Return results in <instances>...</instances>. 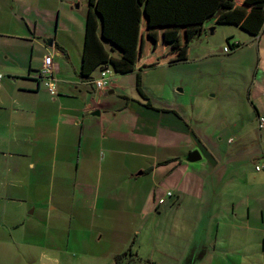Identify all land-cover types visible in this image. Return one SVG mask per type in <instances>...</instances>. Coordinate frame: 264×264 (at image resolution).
I'll return each mask as SVG.
<instances>
[{
  "label": "crops",
  "instance_id": "0c3cea01",
  "mask_svg": "<svg viewBox=\"0 0 264 264\" xmlns=\"http://www.w3.org/2000/svg\"><path fill=\"white\" fill-rule=\"evenodd\" d=\"M78 1L0 0V175L5 180L0 186L6 190L21 172L36 176L50 157L58 168L57 182L42 175L35 182L31 178L30 188L63 191L60 183L70 181L74 218L68 223L75 232L80 234L88 220L82 212L98 209L95 243L134 234L124 250L114 253L111 241L98 256L109 264L124 254L118 264H261L259 256L264 264V184L261 177L258 183L250 181L243 166H233L253 153H241L228 133L215 140V134L203 132L199 138L186 118L156 107L143 90L150 107L145 100L128 98L124 80L128 76L137 93L136 72L112 75L105 91L90 84L98 69L92 80L82 79L87 9L81 19L75 13ZM263 35L264 24L256 36L250 35L256 38V60L247 100L255 112L254 125L264 116ZM46 56L53 63L56 95L38 79ZM114 97L121 101L117 107L108 102ZM195 143L206 160L201 155L200 164L190 166L185 158ZM256 167L264 170V160ZM166 192L175 198L158 207ZM255 212L259 220L254 224ZM16 218L9 217V225L0 219V236H8L7 228H19Z\"/></svg>",
  "mask_w": 264,
  "mask_h": 264
},
{
  "label": "rangeland",
  "instance_id": "374dc122",
  "mask_svg": "<svg viewBox=\"0 0 264 264\" xmlns=\"http://www.w3.org/2000/svg\"><path fill=\"white\" fill-rule=\"evenodd\" d=\"M75 4H78L77 7L75 6L77 10L75 13L84 19L85 0ZM160 33L161 36L155 37L157 40L153 42L146 37V34L144 35L142 28L141 35L143 34L144 41L142 49L139 50L138 69L141 78L140 88L156 107L165 109V112L174 111L183 119L186 118L188 128L195 131L199 138L203 137V132L209 135L215 134V140L228 133L230 140L239 143L237 149L241 153L249 151L253 156L255 155L254 157L251 155L253 158L250 159H238L233 166L237 168L243 166L249 174L250 181L256 179L258 183V177H261L260 182L264 184V170L260 173L254 170L255 166H261L264 160L261 156L264 149V141H262L264 131L256 130L255 112L247 100L248 86L256 60L254 59L256 38H252L234 25H214L212 21H208L205 23L204 31L186 43L185 59L179 58L174 61L169 59L175 57L168 54L172 50V42L169 39L173 31H160ZM227 39L229 45L238 43L240 47L227 54L224 53ZM263 44L264 35L260 46ZM179 45L183 47L184 43L180 42ZM167 56L169 59L166 58ZM124 86L128 98L144 102L135 92L134 85L132 87L128 83V76L124 80ZM129 100L134 102L132 99ZM108 102L112 107H117L121 103L115 97ZM234 123L237 125H233ZM61 132L62 130L60 135ZM246 135L249 137L240 140ZM236 136L239 141L236 140ZM195 144L193 151L197 149L205 161L203 148L199 143ZM211 144L216 143L211 142ZM62 146H59V149ZM1 163L3 158H0ZM199 164L198 161L188 165ZM42 165L44 167L38 169L36 176L29 172L26 174L21 172V176H16L12 183H10L11 170H6L10 185L6 190L0 186V219H4L9 225L12 223L8 218L16 216L20 226L14 230L7 228L8 236H0V264H109L108 258L98 259V256L104 254L111 241L110 246L114 253L124 250L131 244L133 239L131 236L134 234L114 238L110 242L103 240L95 243L93 234H96L98 222L101 220L98 209L89 212L84 210L82 216L88 220L84 222L83 228H80L82 230L80 234L75 232L74 226L68 223L74 218L71 199L73 186L70 185V181L60 183L64 188L63 191L43 188L32 191L30 188L32 182L40 179L42 175L46 181L48 178L50 182L55 177L57 182L58 168L50 157ZM25 178L29 179L26 180L30 181L29 184L23 182ZM0 181H5L1 175ZM170 206L168 204L166 208L169 209ZM140 207L139 205L137 211ZM257 209L256 205L255 211ZM30 212L32 213L29 214ZM60 217L66 222L59 220ZM251 218V223L254 224L259 220L256 212ZM151 219L148 218L149 223ZM104 221L108 222L106 218ZM151 236L146 234V237ZM257 247L259 246L256 245ZM259 258L262 264V259L260 256Z\"/></svg>",
  "mask_w": 264,
  "mask_h": 264
},
{
  "label": "trees",
  "instance_id": "16d2710c",
  "mask_svg": "<svg viewBox=\"0 0 264 264\" xmlns=\"http://www.w3.org/2000/svg\"><path fill=\"white\" fill-rule=\"evenodd\" d=\"M86 9L80 77L92 80L94 70L100 72L105 68L110 72V79L112 75L136 72L135 88L147 107L150 103L140 88L138 71L139 50L144 41L142 28L153 42L161 36L160 31H173L169 39L172 50L168 54L175 59L166 58L175 61L185 59L186 43L199 36L209 20L214 25H234L252 36L264 24V0H87ZM180 42L184 43L183 47ZM228 42L229 39L224 48L228 52L240 47L238 43L229 45ZM166 193L157 200L158 207L175 198L172 192L170 197ZM160 200L163 202L159 203ZM123 258L126 254L118 256L116 264Z\"/></svg>",
  "mask_w": 264,
  "mask_h": 264
},
{
  "label": "built area",
  "instance_id": "2783aa9c",
  "mask_svg": "<svg viewBox=\"0 0 264 264\" xmlns=\"http://www.w3.org/2000/svg\"><path fill=\"white\" fill-rule=\"evenodd\" d=\"M228 52L227 49H224V53ZM51 57L46 56L43 60V65L40 70L39 78L44 83V86L48 88L49 93L51 95H56V80L53 77V63L51 62ZM2 80V74L0 73V81ZM110 72L108 69H102L99 72L98 78H95L91 81L92 86L97 91H105L110 88ZM257 129L261 130L264 129V116H260L257 119ZM256 171L261 170L260 167L255 168ZM167 197L171 196V193H166ZM163 201L160 200L159 203Z\"/></svg>",
  "mask_w": 264,
  "mask_h": 264
},
{
  "label": "water",
  "instance_id": "95a60500",
  "mask_svg": "<svg viewBox=\"0 0 264 264\" xmlns=\"http://www.w3.org/2000/svg\"><path fill=\"white\" fill-rule=\"evenodd\" d=\"M86 80H89V78ZM92 115L97 116L98 113L96 112ZM200 159H201V156H200L199 152L197 150H195L186 156L185 161L192 164V163L198 162ZM30 214H31V212H30Z\"/></svg>",
  "mask_w": 264,
  "mask_h": 264
}]
</instances>
